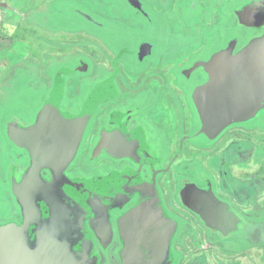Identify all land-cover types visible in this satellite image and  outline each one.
I'll return each instance as SVG.
<instances>
[{
	"label": "flooded vegetation",
	"instance_id": "obj_1",
	"mask_svg": "<svg viewBox=\"0 0 264 264\" xmlns=\"http://www.w3.org/2000/svg\"><path fill=\"white\" fill-rule=\"evenodd\" d=\"M215 4L214 0H0L4 203H9L13 181L30 170L33 148L47 143L41 140L43 133L58 129L66 133L68 114L83 108L94 95L101 103L70 175L136 169L140 179L129 183L142 186L146 196L143 207L132 208L133 199L123 201L109 208L107 219L96 220L98 264H124L131 237L158 236L176 222L169 246L163 247L171 253L164 256L166 264H258L257 250L264 246L230 250L224 241L212 240L186 205V184L205 188L211 179L218 196L244 214H264V121L232 127L212 144L188 138L198 118L181 69L214 34ZM194 79L202 83L207 76L198 71ZM133 101L140 108L135 114L147 125L141 133L142 164L106 153L92 159L105 125L110 139L127 140L123 120L112 115ZM163 148L155 191L149 182L153 161ZM251 161L256 166L250 170L234 171ZM4 205L0 203L1 208Z\"/></svg>",
	"mask_w": 264,
	"mask_h": 264
},
{
	"label": "water",
	"instance_id": "obj_2",
	"mask_svg": "<svg viewBox=\"0 0 264 264\" xmlns=\"http://www.w3.org/2000/svg\"><path fill=\"white\" fill-rule=\"evenodd\" d=\"M225 15L220 34L181 69L198 118L188 138L205 144L214 143L232 127L264 121V0H230ZM198 71L207 76L202 83L194 79ZM100 100L90 96L83 108L68 114L66 133L61 129L43 133L41 140L47 143L33 148L30 170L13 181L9 203L0 214V264H98L96 220L107 219L109 208L123 201L133 199L135 209L145 205L142 186L129 183L134 177L140 179L136 169L91 177L70 175ZM139 109L133 101L113 113L114 119L123 120L127 140L110 139L105 125L92 159L106 153L142 164L141 133L147 125L135 114ZM138 124L142 125L137 129ZM164 153L163 148L153 161L149 184L155 191ZM207 183L205 188L195 182L186 184L185 203L210 231L212 240H222L236 250L264 246V214H244L218 196L211 179ZM172 225L158 236L131 237L124 264H166L164 256L171 253L163 247L169 246L177 222Z\"/></svg>",
	"mask_w": 264,
	"mask_h": 264
},
{
	"label": "rangeland",
	"instance_id": "obj_3",
	"mask_svg": "<svg viewBox=\"0 0 264 264\" xmlns=\"http://www.w3.org/2000/svg\"><path fill=\"white\" fill-rule=\"evenodd\" d=\"M229 1L230 0H221L220 1V3L218 4V1L216 0H214V2L216 3L215 4V6H216V8L213 10V17H212V19H211V23L213 24V25H217V28H215V32H214V34L212 35V37H211V39L212 38H214L217 34H220V30H222L223 29V26H224V23H225V19H226V15H225V8H226V5H227V3H229ZM212 2V1H211ZM224 4V5H223ZM220 5V7L221 8H218L217 6H219ZM201 11V10H200ZM0 151H1V145H0ZM240 167H235L234 168V171L236 172V173H240V172H244V171H246V170H250L252 167H255L256 166V164L254 163V162H248L247 164H242V165H239ZM5 178V173H4V171L2 170V168H1V165H0V183H1V181L3 180ZM0 203L2 204V205H4L2 208L0 207V211H2L5 207H6V203H4V198H3V196L1 195V193H0ZM230 250H233V251H238V250H236V249H234L233 247H228ZM260 249H262V250H260V251H264V248H260ZM257 250V249H256ZM257 251H259V249L257 250ZM263 254V252H261L260 253V255H262ZM259 258H260V256H259ZM255 264V263H254Z\"/></svg>",
	"mask_w": 264,
	"mask_h": 264
},
{
	"label": "crops",
	"instance_id": "obj_4",
	"mask_svg": "<svg viewBox=\"0 0 264 264\" xmlns=\"http://www.w3.org/2000/svg\"><path fill=\"white\" fill-rule=\"evenodd\" d=\"M262 249L259 248V251H258V256H260V258H258V264H264V251H260ZM263 252L262 255H260V253Z\"/></svg>",
	"mask_w": 264,
	"mask_h": 264
}]
</instances>
